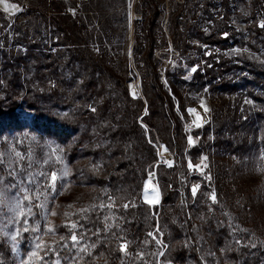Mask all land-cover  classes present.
I'll use <instances>...</instances> for the list:
<instances>
[{
	"label": "rangeland",
	"instance_id": "obj_1",
	"mask_svg": "<svg viewBox=\"0 0 264 264\" xmlns=\"http://www.w3.org/2000/svg\"><path fill=\"white\" fill-rule=\"evenodd\" d=\"M57 1L0 0V70L13 75L11 87H40L48 83L41 74L35 73L47 63L42 55L46 51L57 58L59 69L70 64L65 49H61L62 55L55 52V44L63 38L57 28L61 16L53 12L56 6L53 4ZM60 1L76 20L87 49L123 82L132 97L143 101L138 120L147 139L152 140L156 157L145 166L142 201L150 208L159 203L162 197L160 166L166 169L174 166L169 147L163 145L156 131L142 120L148 111L145 93L154 100L151 103L154 118L161 113L157 100V89L161 88L182 124V128L177 127L178 137L183 144L184 183L189 184L191 195L196 196L201 209L215 210L220 206L226 210L219 204V199L227 201L231 207L222 214L230 223L234 218L237 224L241 223V228L247 226L252 232L251 243L242 252L240 260L235 262L224 256L235 248L226 241L217 247V259L213 262L264 264V149L262 128L257 126L260 122L254 114L261 109L264 115V99L254 101L244 90L229 86L227 89H233L231 92L201 87L199 77L204 74V65L212 61L221 70H214L208 78L226 77L236 85L241 83L244 61L264 64V0ZM214 19L224 20L227 31L221 35L223 40L219 46H208L204 44L205 37L214 25ZM7 58L14 63H7ZM71 67L65 68L64 78L57 81L59 84L70 79L88 78L87 69L83 73ZM98 78L95 79L100 86L104 80ZM192 79L196 84H189ZM109 83L115 86L113 82ZM121 91L117 87L112 93L121 97ZM100 92L103 94L105 90ZM21 119L25 118L22 116ZM156 121L166 130L168 121L159 117ZM209 122L217 129H213L217 143L221 138L229 139L233 142L232 149L225 144L204 143L203 140L212 135H206L207 130H200ZM262 123L264 126V118ZM149 132H153L152 139ZM0 135L5 138L0 143V158L12 175V182H0V264H46L41 259L28 257L24 251L25 243H30L28 238L34 223L44 220L50 224L52 221V216L39 208L41 205L35 192H30L28 178L33 168L43 170L48 165L57 145L50 139L42 140L35 134H27L24 128L15 134L1 126ZM198 140L200 146L190 150L197 146ZM66 172L64 163L50 179L52 182L58 180L69 190L64 185ZM150 177L154 178L152 185H148ZM218 193L221 198H217ZM66 198L69 196L65 195ZM34 201L37 205L33 207ZM158 235V243L164 250L166 246L159 231Z\"/></svg>",
	"mask_w": 264,
	"mask_h": 264
},
{
	"label": "trees",
	"instance_id": "obj_2",
	"mask_svg": "<svg viewBox=\"0 0 264 264\" xmlns=\"http://www.w3.org/2000/svg\"><path fill=\"white\" fill-rule=\"evenodd\" d=\"M53 5H56L53 12L61 16L57 28L63 36L55 44V52L62 55L61 49H65L70 64L59 69L54 55L47 51L42 54L47 63L35 73L41 74L48 83L40 87H11L13 75L0 70L3 80L0 83V133L1 126L15 134L24 128L27 134L50 139L57 145L48 165L43 170L32 166L28 178L30 192H35L43 207L39 208L45 209L52 221L50 224L44 220L34 223L28 238L30 243L24 245L25 253L46 264H216L213 259H217V247L229 241L235 248L224 256L235 262L240 260L251 243L252 232L247 226L241 228V223L237 224L234 218L230 223L222 214L231 207L227 201L219 199L226 210L220 206L218 210L201 209L196 196L191 195L189 184L184 183L183 144L178 137L177 127L182 128V124L161 88L157 89L161 113L154 118L151 110L154 100L145 93L148 111L142 120L156 131L160 142L169 147L174 166L169 169L160 166L162 197L159 203L150 208L142 201L145 166L156 157L152 140L147 139L138 120L143 101L132 97L123 82L87 49L76 20L66 12L64 3L59 0ZM213 23L204 44L219 46L227 24L219 19H214ZM7 60V63H14L10 58ZM70 65L83 73L87 69L88 78L59 84L57 81L64 78V70ZM215 65L212 61L204 65V74L199 76L201 87L231 92L233 89L228 90L229 86L244 90L254 101L264 99L263 63L244 61L241 83L236 85L226 77L208 78L214 70L220 72ZM97 77L104 80L100 86ZM188 82L196 84L193 79ZM117 87L122 90L121 97L112 93ZM102 89L106 93L102 94ZM254 114L256 121L261 123L257 126L262 128L264 149L263 111L259 109ZM22 116L25 119H21ZM158 117L168 121L166 130L157 123ZM213 129L209 122L200 130L212 135L205 138L204 143L225 144L232 149L233 142L229 139L221 138L217 143L213 134L217 129ZM149 133L152 139L153 132ZM2 141L5 138L0 135V143ZM199 142L190 150L200 146ZM64 163L67 168L64 185L69 190L58 180L52 182L50 179ZM5 167L0 158V182L10 183L12 175ZM65 195L69 199H65ZM216 196L221 198L219 193ZM35 202L33 207L37 205ZM157 230L166 246L164 250L158 243ZM41 234L48 235L42 239ZM125 244L126 250L122 251L121 246Z\"/></svg>",
	"mask_w": 264,
	"mask_h": 264
},
{
	"label": "snow or ice",
	"instance_id": "obj_3",
	"mask_svg": "<svg viewBox=\"0 0 264 264\" xmlns=\"http://www.w3.org/2000/svg\"><path fill=\"white\" fill-rule=\"evenodd\" d=\"M5 10H7V9H5ZM53 180H55V176H53ZM195 193H196V189L194 188V189H193V195H195ZM212 199L215 200V196H214V195H213ZM73 240H75V237H73ZM126 247H127L126 244H125V245H122V246H121V250H122V251L126 250Z\"/></svg>",
	"mask_w": 264,
	"mask_h": 264
},
{
	"label": "built area",
	"instance_id": "obj_4",
	"mask_svg": "<svg viewBox=\"0 0 264 264\" xmlns=\"http://www.w3.org/2000/svg\"><path fill=\"white\" fill-rule=\"evenodd\" d=\"M153 180H154V178H153V177H150V178H149V181H150V182H149L148 185H152V181H153Z\"/></svg>",
	"mask_w": 264,
	"mask_h": 264
}]
</instances>
